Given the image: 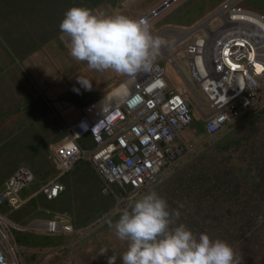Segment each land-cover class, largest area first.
<instances>
[{
    "label": "built area",
    "instance_id": "1",
    "mask_svg": "<svg viewBox=\"0 0 264 264\" xmlns=\"http://www.w3.org/2000/svg\"><path fill=\"white\" fill-rule=\"evenodd\" d=\"M177 2L164 0L138 19L151 25ZM220 17L212 33L193 38L182 49L191 82L182 77L185 90L171 86L165 66L154 61L151 72L115 81L65 127L62 140L49 155L54 173L39 190L46 202L60 198L66 174L85 163L100 180V193L114 198L112 210L119 213L132 197L159 185L195 153L194 142L181 136L193 122L196 106L207 140L260 111L264 105V13L232 5ZM167 62L181 75L172 58ZM33 178L28 168H18L0 191V264H23L11 234L17 226L8 222L2 209L21 208L20 193ZM47 214L40 228L47 235L74 232L66 214Z\"/></svg>",
    "mask_w": 264,
    "mask_h": 264
},
{
    "label": "crops",
    "instance_id": "2",
    "mask_svg": "<svg viewBox=\"0 0 264 264\" xmlns=\"http://www.w3.org/2000/svg\"><path fill=\"white\" fill-rule=\"evenodd\" d=\"M163 1L0 0V37L4 40L1 42L0 39V191L7 178L21 167L32 172V185L39 191L54 173L49 155L62 140L65 127L76 121L91 103L122 77L117 74L111 78L91 77L85 71L84 78L91 82L92 87L90 90L79 87L83 103L66 95L70 88L63 85L67 84L65 72L70 77L73 69L85 68V62L73 59L69 39L61 38L59 25L65 13L73 7H83L98 16L122 14L138 19ZM232 5L254 7L248 0H178L156 24L170 19H215ZM169 83L178 89L170 78ZM220 143L225 147V157L230 158L229 170L224 171L221 162L214 164L217 170L206 175L208 182L199 183L194 188L190 165L195 159L143 193L155 191L166 202L179 191L182 197L192 196L175 202L173 210L170 209L174 219L177 218L171 227L183 224L197 238L201 230L212 225L216 227L215 222L202 218V209L209 212V219L233 222L231 225L234 227L244 225L242 222L248 220L254 221L251 224L254 227H262L257 222H264V173L251 171L240 160L242 146L227 138ZM210 146L212 149L217 147L215 144ZM87 175L93 178L94 187L100 190V180L85 163L70 171L64 181L65 188L75 179L83 185ZM57 206L55 202L48 205L49 210H57ZM110 209L107 206L92 211L98 217ZM176 213H179L178 217ZM189 213L192 214L191 223L187 225L183 218ZM118 218L119 215L111 219L115 222ZM73 222L75 230H83L80 229L83 223L75 218ZM83 236L80 247L81 250L85 248L87 257L82 264H108L110 256L116 258L115 264H122L127 242L115 236L106 220L91 231H85Z\"/></svg>",
    "mask_w": 264,
    "mask_h": 264
},
{
    "label": "rangeland",
    "instance_id": "3",
    "mask_svg": "<svg viewBox=\"0 0 264 264\" xmlns=\"http://www.w3.org/2000/svg\"><path fill=\"white\" fill-rule=\"evenodd\" d=\"M248 1L253 3V8L255 10L264 13V0ZM164 12H162L151 24L152 35L163 41L155 61L165 66L167 77L172 79L178 86V89L183 91L185 90V86L183 85L184 82L182 77L191 83L187 64L182 54L185 43L195 37L205 36L208 32H211L212 29L219 25L222 18L217 17L215 19L205 20L170 19L166 23L160 21L161 23L159 22L156 24V21L162 18ZM0 39L1 42L4 41L2 37H0ZM168 57L173 59L181 75L174 67L168 64ZM73 71L74 73L70 77L67 72H65L67 84L61 82V85L63 83V85L70 88L66 95L70 98H78L82 103L84 99H82L81 91L79 90L81 84L78 83V77L84 78L85 71L91 77L111 78L116 75V73L110 70L104 72L90 70L86 62L85 68H76L73 69ZM192 116L193 122L182 132L181 139L194 142L196 151L192 156L186 159L177 170L196 159V161L190 165V171H192L191 185H193L194 188L198 187L199 183L208 182V180L205 179L206 175L217 170L214 164L221 162L225 167L224 171L229 170L230 158L229 156L225 157V147L223 143H220V140H224L225 138L233 140L235 145L242 146L240 149L241 151L239 150L240 160L247 165V168L250 167L253 172L264 173V105L260 111L238 121L217 137L209 140H207L203 131L204 121L198 106H196ZM243 124L246 126L236 127V125ZM214 144L217 145L216 148L212 149V146L209 148V145ZM240 152H242V154ZM50 162L52 163V161ZM80 164L83 163L77 165ZM69 173L66 174L65 178ZM83 180L85 182L83 185L78 183L77 179L67 184V188H65L66 191L61 198L53 201V203L55 202V204L58 205L57 210L51 208L49 210V203L44 200L39 191L34 189L32 182L20 193L23 199L21 208L13 211L6 208L2 209L8 222L24 230H11L23 264H82L87 257L85 248L81 250L80 247L81 244H83L81 242L84 237L83 233L96 228L102 221H105L107 217L114 218L119 215V213H115L112 210L114 198L103 196L100 190L94 187L93 178L90 175H87ZM191 197L192 196L182 197L179 191L173 198L167 201L169 203L168 210L173 221L177 218L174 219L170 209L173 210L175 202L182 199H190ZM107 206L111 207L110 211L100 213L98 217H96L92 211V209L95 210ZM202 210V218L204 217L205 220L211 223L215 222L214 225H216V227L213 225L208 226L207 229L205 227L206 230H201L199 234H207L213 241L219 239L229 244L233 248L236 257L239 259V264H264V222H257L259 225H263L262 227L251 226L254 221L250 220L242 222L244 225L234 227L231 225L233 222L224 223L209 219V212H205L204 209ZM47 212H61L66 214L71 219L74 232L67 235H47L40 227L36 226V223L41 224L44 220L48 219L49 216ZM191 216L192 214L189 213L188 216L183 218L184 221L187 222V225L191 223V220H189ZM73 217L76 221L83 223L82 227H80V229H83L82 231L75 230Z\"/></svg>",
    "mask_w": 264,
    "mask_h": 264
},
{
    "label": "clouds",
    "instance_id": "4",
    "mask_svg": "<svg viewBox=\"0 0 264 264\" xmlns=\"http://www.w3.org/2000/svg\"><path fill=\"white\" fill-rule=\"evenodd\" d=\"M59 27L61 38L69 39L73 59L86 62L90 70H110L130 78L153 70L163 43L152 35L146 19L98 16L83 7L69 9ZM78 83L87 90L92 87L82 77ZM106 222L119 240L127 242L122 264H239L226 242L213 241L207 234L197 238L183 224L171 227L167 202L155 191L132 197L115 222L110 217ZM115 260L108 257V264Z\"/></svg>",
    "mask_w": 264,
    "mask_h": 264
},
{
    "label": "bare ground",
    "instance_id": "5",
    "mask_svg": "<svg viewBox=\"0 0 264 264\" xmlns=\"http://www.w3.org/2000/svg\"><path fill=\"white\" fill-rule=\"evenodd\" d=\"M210 33H212V31L210 32ZM37 225V227H40V228H42V223L41 224H38V223H36ZM12 225H14V224H12ZM17 227H14V229H16ZM19 229V228H18Z\"/></svg>",
    "mask_w": 264,
    "mask_h": 264
}]
</instances>
